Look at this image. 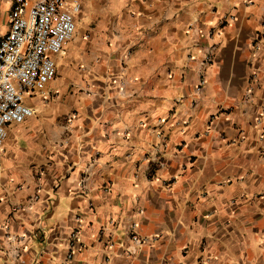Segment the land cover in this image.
I'll return each instance as SVG.
<instances>
[{"label":"crops","instance_id":"1","mask_svg":"<svg viewBox=\"0 0 264 264\" xmlns=\"http://www.w3.org/2000/svg\"><path fill=\"white\" fill-rule=\"evenodd\" d=\"M80 14L46 96L7 127L0 264H264V0Z\"/></svg>","mask_w":264,"mask_h":264},{"label":"built area","instance_id":"2","mask_svg":"<svg viewBox=\"0 0 264 264\" xmlns=\"http://www.w3.org/2000/svg\"><path fill=\"white\" fill-rule=\"evenodd\" d=\"M244 3L249 7L254 0ZM81 10L82 0H11L9 30L0 36V151L7 127L34 114L27 100L46 96L47 86L57 73L56 56L74 36ZM79 237L80 231L74 230L72 246ZM129 238L137 246L157 239L134 232ZM198 264H208V259Z\"/></svg>","mask_w":264,"mask_h":264},{"label":"rangeland","instance_id":"3","mask_svg":"<svg viewBox=\"0 0 264 264\" xmlns=\"http://www.w3.org/2000/svg\"><path fill=\"white\" fill-rule=\"evenodd\" d=\"M80 13H81V12H80ZM80 13H79L77 16H79V15L81 16ZM77 16H76V22H77V26H78V21H79V20H78Z\"/></svg>","mask_w":264,"mask_h":264}]
</instances>
